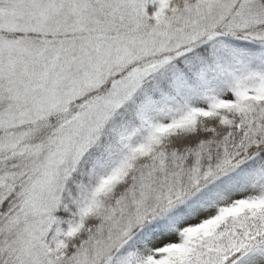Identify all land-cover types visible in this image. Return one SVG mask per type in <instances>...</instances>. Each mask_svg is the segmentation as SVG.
I'll return each mask as SVG.
<instances>
[{
	"label": "snow or ice",
	"instance_id": "6c2138e0",
	"mask_svg": "<svg viewBox=\"0 0 264 264\" xmlns=\"http://www.w3.org/2000/svg\"><path fill=\"white\" fill-rule=\"evenodd\" d=\"M0 264H264V0H0Z\"/></svg>",
	"mask_w": 264,
	"mask_h": 264
}]
</instances>
